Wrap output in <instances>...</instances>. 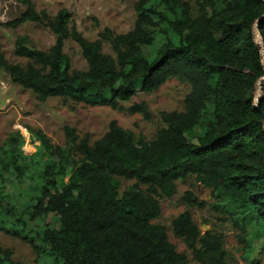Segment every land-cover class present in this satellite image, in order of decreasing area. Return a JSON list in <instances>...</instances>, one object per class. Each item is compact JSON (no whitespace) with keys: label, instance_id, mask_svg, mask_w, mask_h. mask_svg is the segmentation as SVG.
Masks as SVG:
<instances>
[{"label":"trees","instance_id":"1","mask_svg":"<svg viewBox=\"0 0 264 264\" xmlns=\"http://www.w3.org/2000/svg\"><path fill=\"white\" fill-rule=\"evenodd\" d=\"M14 1L23 13L0 28L35 24L56 36L48 51L35 49L27 35L17 37L14 54L25 64L7 60L0 40V68L40 102L61 98L117 110L173 79L191 91L183 112L161 114L166 127L151 143L136 144L113 121L94 143L69 127L65 147L34 132L40 146L27 155L21 133L10 134L0 145V233L27 242L47 264H192L153 222L162 214L158 198L172 199L177 183L195 176L241 231L245 258L259 264L264 96L256 102L255 89L264 78V0H194L197 12L185 0H136L133 29H108L94 42L71 27L67 10L52 17L33 0ZM69 39L80 47L86 72L72 70ZM107 43L115 57L104 54ZM128 111L151 119L144 103ZM115 178L147 189L120 195ZM184 200L191 208L204 206L192 193ZM49 216L58 228L46 224ZM172 227L194 264H227L224 237L203 234L190 211ZM251 234L263 241L258 249L248 243ZM0 264H13L1 247Z\"/></svg>","mask_w":264,"mask_h":264},{"label":"rangeland","instance_id":"2","mask_svg":"<svg viewBox=\"0 0 264 264\" xmlns=\"http://www.w3.org/2000/svg\"><path fill=\"white\" fill-rule=\"evenodd\" d=\"M185 1L196 10L194 0ZM33 2L38 11H46L52 17H55L61 10H67L72 17L71 27H75L91 42L97 41L100 35L108 29L114 34H126L133 29L136 21V0H33ZM23 11L24 7L14 0H0V22L2 23L15 20ZM25 35L30 37L31 45L38 50L48 51L56 42V36L49 29L39 25L25 24L16 29L1 27L0 40L4 55L10 62L26 63L24 59L17 58L14 54L17 37ZM256 42L261 49V39L258 35ZM103 51L104 54L115 57L110 44H105ZM261 51L264 62V52ZM65 54L71 61L73 71L86 72L88 70V64L82 56V51L74 41L70 39L66 41ZM190 91L189 84L173 79L158 92L139 93L131 102L122 104L117 110L108 107H88L61 98H51L46 102H40L35 94L14 83L10 76L0 68V145L10 134L20 132L25 140L24 152L27 155H33L40 146L34 139V132H42L52 144L65 147L66 127L75 130L81 140L89 138L91 143H94L107 133L113 121H116L136 144L151 143L157 138L158 132L166 127L161 114L183 112L185 99ZM263 96L264 78L256 86V102ZM143 103L147 105L151 119H146L141 114L129 113L128 109L131 106ZM115 182L120 195L135 188L147 189L146 186L125 178H115ZM177 187V194L172 199L158 198L162 214L153 223L167 230L169 240L178 252L187 255L194 264L192 252L185 242L174 234L172 227L175 219L184 212L190 211L203 234L213 231L224 237L227 264H250L244 254L246 244L240 241L241 231L227 214L217 210V201L212 196V190L198 183L195 176L178 182ZM186 193H192L203 203V208L189 207L184 200ZM46 224L57 228L59 226L52 216H49ZM252 236L253 234L247 237L248 243H252V246L258 249L263 241L260 239L253 241ZM0 247L10 254L13 264L48 263V260L39 258L27 242L4 233H0ZM259 264H264V251L259 258Z\"/></svg>","mask_w":264,"mask_h":264},{"label":"built area","instance_id":"3","mask_svg":"<svg viewBox=\"0 0 264 264\" xmlns=\"http://www.w3.org/2000/svg\"><path fill=\"white\" fill-rule=\"evenodd\" d=\"M256 28H257V26H256Z\"/></svg>","mask_w":264,"mask_h":264}]
</instances>
